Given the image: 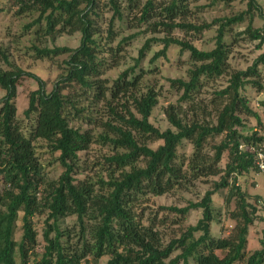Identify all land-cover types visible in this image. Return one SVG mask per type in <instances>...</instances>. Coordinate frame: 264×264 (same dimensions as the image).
Instances as JSON below:
<instances>
[{
    "label": "trees",
    "instance_id": "16d2710c",
    "mask_svg": "<svg viewBox=\"0 0 264 264\" xmlns=\"http://www.w3.org/2000/svg\"><path fill=\"white\" fill-rule=\"evenodd\" d=\"M7 1L16 6L17 16L29 11L38 13L31 25L44 21L47 35L78 31L81 42L76 49L35 48L38 58L51 59L69 53L65 74L57 79L49 92L33 72L12 66L2 54L10 68L0 70V88L4 90V96L0 98V264L29 263L37 235L32 219L43 211L47 214L43 232L45 246L38 255L39 264H85L90 260L96 264L105 256L108 257L105 264H188L190 260L195 264H264V240L260 242V250L246 256L248 229L257 218V210L236 183L230 188L231 197L235 198V209L230 218L235 227L226 237L211 234L214 221L211 196L229 185L228 178L232 174L238 176L250 170L259 171L255 165L256 152L264 138L256 132L249 136L240 133L244 129L241 115L255 116L241 91L249 83L257 91L262 90V84L250 79L258 77L259 64L264 66V51L252 66L232 74L227 86L218 93L224 98V104L214 125L187 123L180 116L181 112L170 105L166 115L174 129L160 131L149 121L158 103L157 94L153 90H137L141 77L136 75L134 67L121 72L110 86L101 79L108 64L98 57L103 48L96 38L99 36L95 26L97 0ZM127 2L128 11L135 12L133 19H137L139 25H146L154 33L165 34L159 40L162 49L152 56V62L166 59L169 48L175 45L180 48V54L189 53L195 63L188 71L187 81L169 80L172 88L183 91L182 101L192 100L203 79L221 77L227 71L224 33L233 24L241 22L246 13L219 20L215 48L201 51L188 41L171 37L175 30L199 34L210 28L209 24L185 22L191 13L189 0H146L141 6H136V0ZM109 4L112 20L115 17L122 19L117 0H109ZM247 5L248 11L259 10L255 0H249ZM262 17L264 20V15ZM111 26L112 21L108 30L110 38L114 36ZM243 34L258 41L259 49L264 48V25L258 29L248 25ZM151 42L147 40L139 50L136 64L145 56ZM24 77L37 80L38 88L29 93L24 115L30 124L22 130L16 119L15 96L16 87ZM71 87L76 91L75 95H82L79 90L90 93V99L96 102L105 100L111 104L125 96L132 100L136 114L125 110L128 115L119 117L120 126L104 123L115 136H99L116 149L115 154L105 158L108 167L112 168L108 180L76 177L80 174L81 153L88 150L94 139L90 129L70 124L71 109L76 114L80 112L77 105L81 97L70 96ZM220 135L224 138L212 145L213 154L209 155L205 152L209 139ZM154 140L162 144L152 149L147 142ZM37 141H44L52 154H58L57 161L63 172L55 182H47L43 176ZM184 141L192 145L188 158L178 152ZM225 151L228 162L221 170L218 164ZM221 171H224L221 180L200 202L189 203L183 208H160V211L173 212L174 218L169 213L158 217V212L146 216L147 197L162 196L189 179L217 176ZM196 209L202 211L197 223L165 242L160 229L170 225L180 227L189 212ZM92 211H97L99 222L87 227L84 221ZM19 213H22V234L16 240ZM68 216H75L79 226L73 243L67 240L70 233L59 226V221ZM175 252L178 253L173 256Z\"/></svg>",
    "mask_w": 264,
    "mask_h": 264
},
{
    "label": "rangeland",
    "instance_id": "374dc122",
    "mask_svg": "<svg viewBox=\"0 0 264 264\" xmlns=\"http://www.w3.org/2000/svg\"><path fill=\"white\" fill-rule=\"evenodd\" d=\"M146 0H136V6H141ZM249 0H189L188 8L191 10L185 22L193 24H209L210 28L199 34L188 32L185 34L179 30L171 33L172 38H178L190 42L201 51H209L215 48V39L219 20L231 18L238 14H244L241 22L233 24L224 33V42L227 45L226 67L227 71L221 76L213 79H203L202 84L197 92L192 96L191 101H182L183 91L172 88L169 80L182 79L188 80V71L194 67L189 53L180 52V48L175 45L171 46L167 53L166 59H158L151 61L152 56L162 49V43L159 41L165 36L162 32L154 33L147 29L146 25H139L137 19H133L135 12L128 11L127 0H117L120 5L122 19L113 18V11L110 7L109 0H97L95 16L96 25L99 36L97 40L101 45L102 51L98 53V57L107 62V68L101 75L105 85L110 86L117 76L134 67L136 75L141 78L138 81L137 90L146 92L153 90L157 94L158 103L152 111L149 119L150 123L164 131L168 128L174 129L168 122L166 109L170 105L174 106L181 117L187 122H199L202 124L214 125L219 111L224 104V98H220L218 93L223 90L230 76L237 71H245L252 66L255 60L263 53L264 48L257 47L258 41H252L246 34H243L245 28L250 25L253 29L262 28L264 25V0H255L259 10L252 9L248 11ZM16 6L7 0H0V70L9 69V65L2 56H6L7 62L12 66H17L23 70L33 72L39 80L45 84L46 92H49L54 83L66 72L65 61L68 59L69 53H64L51 59L38 58L36 49H52L55 47H66L76 49L81 42V34L78 31H61L55 35H47L44 31V21L38 25H31L37 18L38 13L34 11L26 12L20 16L16 15ZM248 12V13H247ZM262 15V16H260ZM112 21L113 37H109L108 30ZM29 25V27H28ZM109 37V38H108ZM147 40H152L149 50L145 52V56L136 64L138 52ZM112 54V55H111ZM255 79L263 85L261 91L251 84H247L241 91V94L247 99L248 105L255 116H247L242 114L244 120V129L240 133L249 136L256 132L258 136L264 138V66L258 65V77ZM38 88V81L24 77L16 87L15 106L16 119L19 127L25 130L29 126V120L25 118L24 111L28 105L29 93ZM70 96L79 97L77 108L79 113H74L71 109L70 124L76 127H86L91 130L93 135V143L88 150L81 153L80 174L76 177L89 178L97 181L99 178L108 180L112 170L106 164L105 158L115 154L116 149L106 140L100 139V135L114 137V133L110 131L104 123L120 126L122 124L118 119L120 116L127 117V111L132 109V100L128 96L121 97L117 102L108 104L105 100L94 101L87 93L80 91L82 95H75L76 91L70 88ZM4 96V90L0 88V98ZM123 104V105H122ZM89 120V121H88ZM224 135L216 136L209 139L205 152L209 155L213 154L212 145L218 144ZM161 141H149L147 146L155 149L161 145ZM37 152L39 162L42 164L44 171L43 176L47 182H55L63 172V168L57 161L58 154L51 153L44 141H37ZM243 148V146H241ZM187 158L192 153V145L184 141L178 151ZM228 162V152L222 154V159L218 164L221 170H224ZM110 168V169H109ZM224 175L221 171L217 176L204 177L198 179H189L184 185L173 189L171 192L162 196H149L146 200L145 214L151 216L158 212V217L164 213H169L174 218V213L160 208L175 207L183 208L189 203L200 202L208 191L214 190ZM229 185L223 189L216 191L211 196V207L213 209L214 221L211 224V234L213 237L229 236L234 227L235 222L231 220L230 213L235 209V198L231 197L230 188L236 183L245 194L247 200L256 207V220L248 229L246 256L253 251L261 249V241L264 240V171L250 170L242 175L232 174L228 178ZM0 184V191H1ZM97 211H92L85 218V225L95 226L98 224ZM21 216L18 214L16 222L15 236L19 240L22 234ZM202 216L201 209L191 210L187 220L180 226L170 225L161 228L163 239L168 241L176 237L188 226L195 225ZM47 214L43 211L33 217V226L36 231V246L33 254L30 255L28 264H39L40 255L44 250L43 232L45 229ZM62 230L70 233L68 241L72 243L76 241L79 226L75 216H68L59 221ZM65 239V237H64ZM178 252L173 254L176 255ZM108 257H102L96 264H105ZM93 264L91 260L89 263ZM182 264V263H180ZM188 264H195L192 260Z\"/></svg>",
    "mask_w": 264,
    "mask_h": 264
},
{
    "label": "built area",
    "instance_id": "2783aa9c",
    "mask_svg": "<svg viewBox=\"0 0 264 264\" xmlns=\"http://www.w3.org/2000/svg\"><path fill=\"white\" fill-rule=\"evenodd\" d=\"M264 143L262 144L261 148L257 150L255 165L258 167L259 170L264 171Z\"/></svg>",
    "mask_w": 264,
    "mask_h": 264
}]
</instances>
